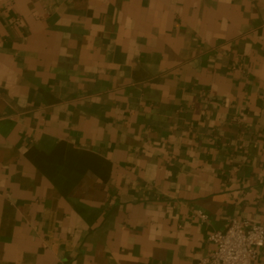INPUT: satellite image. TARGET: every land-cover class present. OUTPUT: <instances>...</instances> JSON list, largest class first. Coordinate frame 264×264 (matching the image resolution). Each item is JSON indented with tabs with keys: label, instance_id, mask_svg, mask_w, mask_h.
<instances>
[{
	"label": "crops",
	"instance_id": "crops-1",
	"mask_svg": "<svg viewBox=\"0 0 264 264\" xmlns=\"http://www.w3.org/2000/svg\"><path fill=\"white\" fill-rule=\"evenodd\" d=\"M234 217L264 222V0H0V264H193Z\"/></svg>",
	"mask_w": 264,
	"mask_h": 264
},
{
	"label": "built area",
	"instance_id": "built-area-1",
	"mask_svg": "<svg viewBox=\"0 0 264 264\" xmlns=\"http://www.w3.org/2000/svg\"><path fill=\"white\" fill-rule=\"evenodd\" d=\"M198 215L207 217L201 211ZM208 239L213 244L211 252L193 264H254L264 248V222L234 217L226 229L213 232Z\"/></svg>",
	"mask_w": 264,
	"mask_h": 264
}]
</instances>
